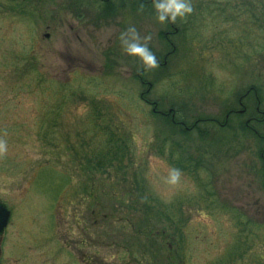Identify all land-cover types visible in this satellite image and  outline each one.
Masks as SVG:
<instances>
[{"label":"rangeland","instance_id":"rangeland-1","mask_svg":"<svg viewBox=\"0 0 264 264\" xmlns=\"http://www.w3.org/2000/svg\"><path fill=\"white\" fill-rule=\"evenodd\" d=\"M190 3L169 25L153 0H0L1 264H264V161L243 127L264 114V0ZM130 27L161 66L123 51ZM134 200L165 230L146 258Z\"/></svg>","mask_w":264,"mask_h":264},{"label":"clouds","instance_id":"clouds-1","mask_svg":"<svg viewBox=\"0 0 264 264\" xmlns=\"http://www.w3.org/2000/svg\"><path fill=\"white\" fill-rule=\"evenodd\" d=\"M156 11V19L160 24L169 21L175 22L177 17L184 18L193 11L190 0H153ZM123 51L130 55L138 57L146 69L155 68L158 65L155 54L148 48L147 43H141V38L134 27H130L126 32L121 33L119 37ZM7 151L5 141L0 140V154ZM163 182L170 186H177L181 183V171L177 168H171Z\"/></svg>","mask_w":264,"mask_h":264},{"label":"trees","instance_id":"trees-1","mask_svg":"<svg viewBox=\"0 0 264 264\" xmlns=\"http://www.w3.org/2000/svg\"><path fill=\"white\" fill-rule=\"evenodd\" d=\"M204 11H207V12H204ZM226 11V10H225ZM200 13L201 14H204L205 16H211L212 17V15H215L214 14V12H213V9L211 8V7H209L208 9L207 8H205V7H203V6H201V9H200ZM206 13V14H205ZM226 13V15H227V12H225ZM204 20H206L205 18H204ZM169 25H170V23H169ZM170 28V27H169ZM170 52H168V54H169ZM157 60H159V59H157ZM160 61V60H159ZM159 66H161L160 64H158ZM163 66V65H162ZM151 68H148V69H143V70H141V73H144V72H147V71H149ZM32 72V71H31ZM143 95H145V94H143ZM144 97V96H143ZM175 112V111H174ZM260 111H257V113H259ZM163 116L162 117H164V118H162V119H164L166 122H167V119L169 120L170 118H169V116H170V114L169 113H163L162 114ZM253 115H255V113L253 114ZM252 115V116H253ZM263 116L261 117L262 119H259L257 116H254V117H251V118H254V119H252V124L250 125V126H243L244 127V129H248L247 130V132H249V137H251V138H253L255 141H256V144H257V147H258V149H259V151H261V158H262V160L264 161V132H261L260 130H259V126H262L263 124H264V114H262ZM233 116H241L239 113H234L231 117H230V119L228 120V119H226L225 120V122H224V124L223 125H221V127L222 128H224L225 130L227 129V128H229V126H230V121H231V118L233 117ZM258 118V119H257ZM171 121H170V123L171 124H173V125H175V127L176 126H178V127H181V128H183V126L181 125V123H179L178 122V120L176 119V117L174 118L172 115H171ZM200 121H197L196 123H199ZM194 128H196V127H194ZM193 128V129H194ZM231 128V127H230ZM184 129V128H183ZM184 131H186L185 133H187V132H191V129H186V130H184ZM183 131V132H184ZM193 132V131H192ZM246 134V133H245ZM104 153V152H103ZM104 154H106L104 157H102V156H100L102 159H104V161H109V162H111V161H115V157L117 156V155H119V150H117L116 152L114 151V150H112V149H109V150H106V153H104ZM103 160H102V162H104ZM190 163H192L191 161H189ZM101 168H105L107 165H99ZM135 193V192H134ZM133 192L132 193H128L129 195H131V196H134L133 194H134ZM107 200H111V199H113V198H111V197H109V198H106ZM137 200V199H136ZM119 202V201H118ZM121 203H123L122 201H121ZM106 205H109L110 206V204H106ZM108 207V206H107ZM127 208L129 209V210H131V211H134V212H143L144 211V213H145V215H144V213H143V215L141 216V218L138 220V224H136V225H134V227H139V223L142 225V227L141 228H143L141 231H140V233H142V232H144L145 231V229H151V231L150 232H147L146 233V235H145V239L143 238L142 239V242L140 243L141 245H140V249H139V247L137 248L138 249V251H137V253H139V255H142L143 257H145L146 258V256H148V248H149V246H150V244H152V242L151 241H149V240H153V239H157V238H160V237H165V230H163V231H160V230H158L157 231V233L155 232V229L154 228H148V226L149 225H152L151 223H152V221H154V220H156V218H154V216L152 215V212L149 210L150 209V207H146V206H144V205H137V202L134 200L132 203H131V206L130 207H128L127 206ZM117 210H119L118 208H116ZM94 213H96V212H94ZM93 213V214H94ZM141 214V213H140ZM106 219H109V217H108V214H106ZM108 217V218H107ZM167 219H169V217L167 218ZM170 220V219H169ZM134 251V248L132 247V244H131V249H130V253L131 252H133ZM136 253V254H137ZM137 262V261H136ZM137 263H140V262H137Z\"/></svg>","mask_w":264,"mask_h":264},{"label":"water","instance_id":"water-1","mask_svg":"<svg viewBox=\"0 0 264 264\" xmlns=\"http://www.w3.org/2000/svg\"><path fill=\"white\" fill-rule=\"evenodd\" d=\"M10 218V210H8L5 205L0 203V235L3 234L5 229L8 227Z\"/></svg>","mask_w":264,"mask_h":264},{"label":"flooded vegetation","instance_id":"flooded-vegetation-1","mask_svg":"<svg viewBox=\"0 0 264 264\" xmlns=\"http://www.w3.org/2000/svg\"><path fill=\"white\" fill-rule=\"evenodd\" d=\"M169 23H170V21H169ZM168 42H169V39H168ZM169 44H171L170 42H169ZM254 91V89H251V90H249V93H251V92H253ZM256 92V91H255ZM246 96V95H245ZM171 111V110H170ZM259 111V110H258ZM260 113V112H259ZM163 114V113H162ZM171 114H172V116L175 118V116H176V114H175V112L174 111H172L171 112ZM180 123V122H179Z\"/></svg>","mask_w":264,"mask_h":264}]
</instances>
